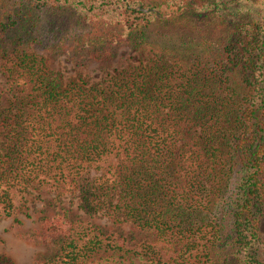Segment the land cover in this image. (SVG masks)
<instances>
[{
    "label": "trees",
    "instance_id": "obj_1",
    "mask_svg": "<svg viewBox=\"0 0 264 264\" xmlns=\"http://www.w3.org/2000/svg\"><path fill=\"white\" fill-rule=\"evenodd\" d=\"M0 32V208L30 188L87 214L40 215L34 264H264V0H0ZM121 44L138 62L101 81L48 73Z\"/></svg>",
    "mask_w": 264,
    "mask_h": 264
},
{
    "label": "rangeland",
    "instance_id": "obj_2",
    "mask_svg": "<svg viewBox=\"0 0 264 264\" xmlns=\"http://www.w3.org/2000/svg\"><path fill=\"white\" fill-rule=\"evenodd\" d=\"M58 14V11H50L48 16L51 20ZM2 34L0 32V40L9 37L6 33L4 37ZM44 54L48 73L60 83L73 80L86 83L101 81L109 76V73L115 72V68L121 69L138 62V53L127 44L117 45L104 58L91 60L85 64L73 62L63 49L50 53L44 51ZM0 91L3 97L10 96L9 81L1 71ZM13 202L15 207L11 215H5L0 208V255L9 258L10 264H34L37 257L47 252L48 249L44 243L25 235V231L38 222L40 215L49 210L65 208L74 217L87 216L79 207L76 195L72 193L53 199L51 195H37L36 190L28 188L21 192L13 191ZM91 219L120 234H137L129 222L113 223L102 213L94 214Z\"/></svg>",
    "mask_w": 264,
    "mask_h": 264
}]
</instances>
